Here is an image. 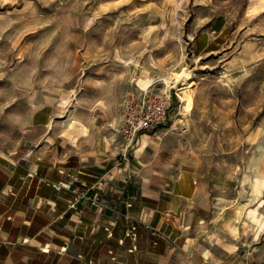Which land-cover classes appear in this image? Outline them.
Instances as JSON below:
<instances>
[{"label":"crops","instance_id":"obj_1","mask_svg":"<svg viewBox=\"0 0 264 264\" xmlns=\"http://www.w3.org/2000/svg\"><path fill=\"white\" fill-rule=\"evenodd\" d=\"M203 21L199 53L228 25ZM94 109L74 119L48 99L16 136L0 130V264H264V156L186 155L170 111L118 164L125 104L115 118Z\"/></svg>","mask_w":264,"mask_h":264},{"label":"rangeland","instance_id":"obj_2","mask_svg":"<svg viewBox=\"0 0 264 264\" xmlns=\"http://www.w3.org/2000/svg\"><path fill=\"white\" fill-rule=\"evenodd\" d=\"M228 21L214 51L205 19ZM189 72L190 108L176 73ZM139 78L171 89L167 127L186 155L264 156V0H0V130L58 99L74 119L115 118ZM168 80V82H167Z\"/></svg>","mask_w":264,"mask_h":264},{"label":"built area","instance_id":"obj_3","mask_svg":"<svg viewBox=\"0 0 264 264\" xmlns=\"http://www.w3.org/2000/svg\"><path fill=\"white\" fill-rule=\"evenodd\" d=\"M172 105V90L157 87L154 83L147 88L141 87L129 92L119 129L118 164L131 158L141 133L156 128L169 118ZM62 186L72 188L69 182H63ZM72 190L78 198L89 197L87 190L79 187H73ZM128 217L131 218L130 215ZM135 230L136 225L132 224L128 234L133 238L136 236Z\"/></svg>","mask_w":264,"mask_h":264},{"label":"bare ground","instance_id":"obj_4","mask_svg":"<svg viewBox=\"0 0 264 264\" xmlns=\"http://www.w3.org/2000/svg\"><path fill=\"white\" fill-rule=\"evenodd\" d=\"M176 77L178 80L179 90L182 91V93L180 94L181 101H182L183 105L185 106V108H190L191 96H190V93L188 92L187 88L193 86L194 81H191L190 74L186 70H183L182 72L176 73ZM167 82H168V80H167ZM137 83L140 87L147 88L153 82L151 79L139 78Z\"/></svg>","mask_w":264,"mask_h":264}]
</instances>
